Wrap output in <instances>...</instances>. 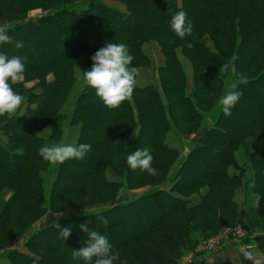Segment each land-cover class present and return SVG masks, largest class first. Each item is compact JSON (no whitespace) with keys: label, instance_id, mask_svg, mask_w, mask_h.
<instances>
[{"label":"trees","instance_id":"16d2710c","mask_svg":"<svg viewBox=\"0 0 264 264\" xmlns=\"http://www.w3.org/2000/svg\"><path fill=\"white\" fill-rule=\"evenodd\" d=\"M107 1L125 12L101 0H0V26L25 45L2 44L0 53L20 57L26 69L13 85L25 98L22 106L0 117V247L76 195L159 187L48 225L27 239L25 252H7L4 264H86L73 255L87 246L82 224L107 236L119 255L115 264H178L196 243L195 233L217 235L238 223L246 224L248 235L264 231V0ZM81 3L85 8L76 6ZM34 9L49 14L26 22ZM179 11L193 24L192 35L183 40L171 29ZM106 42L126 44L134 57L131 66L139 70L152 67L144 47L153 43L161 63L154 74L138 73L133 98L116 109L105 107L82 81L67 118L77 128L75 144H90L91 151L82 160L51 166L39 149L64 140L58 118L71 95L75 63L80 57L90 60ZM179 55L191 67L189 79ZM225 64L229 67L221 71ZM231 77V90L241 96L225 117L221 106L213 110ZM31 80L37 84L26 87ZM206 115L211 124L203 129ZM195 131L185 143L183 137ZM173 136L188 148L183 158ZM137 149L149 150L156 175L128 167L126 158ZM245 188L253 201L240 205L234 197ZM100 217L107 218L106 227ZM64 227H71L67 240L60 238Z\"/></svg>","mask_w":264,"mask_h":264},{"label":"clouds","instance_id":"9594fccd","mask_svg":"<svg viewBox=\"0 0 264 264\" xmlns=\"http://www.w3.org/2000/svg\"><path fill=\"white\" fill-rule=\"evenodd\" d=\"M171 29L180 38L191 36L193 24L188 21L187 13L177 12L171 19ZM12 44L16 49L25 47L23 41H18L8 35L6 26H0V45ZM189 48L192 44L189 42ZM90 70L82 73L87 86L94 89L96 96L108 109H116L125 101L133 98L137 86L139 68L132 67L134 57L129 54L124 43L106 42L92 57ZM229 66L223 65L221 71ZM24 61L18 56L9 57L0 53V117L14 114L23 104L24 97L14 90L13 85L18 83L25 73ZM235 87V86H233ZM241 93L229 90L220 97L219 105L225 117L232 115V109L239 101ZM91 151L90 144H71L63 141L51 146H42L39 155L52 165H60L71 159L82 160L86 153ZM153 156L148 149H137L126 158L128 167L132 170L140 169L150 175H156L157 170L152 167ZM124 189L118 190L122 195ZM261 197H257V204ZM99 223L106 227L108 220L100 217ZM81 231L87 232L89 239L87 246L73 250L74 257L82 258L86 264H115L119 255L112 252V245L104 234L90 231L87 224L80 225ZM71 235V227L60 230V238L67 240Z\"/></svg>","mask_w":264,"mask_h":264},{"label":"rangeland","instance_id":"374dc122","mask_svg":"<svg viewBox=\"0 0 264 264\" xmlns=\"http://www.w3.org/2000/svg\"><path fill=\"white\" fill-rule=\"evenodd\" d=\"M103 1V3H105L108 6H112L116 9H120L122 12H125L124 7L119 4L118 2H111V1H107V0H101ZM78 5V6H77ZM194 3L190 4V7H193ZM76 6L80 9L85 8L86 3H81V4H76ZM49 13H47V11H41L40 9H34L32 11H30L27 15V19L25 20L26 22L29 21H36L41 17H44L46 15H48ZM2 26H4V24H1ZM207 45H210L208 40H205ZM144 50L146 52V55L150 58L152 64L150 68L148 69H144V70H140L139 73L143 76L145 75H150L154 74V69L156 66L159 65V62L161 63V56H160V52L158 47L153 44H147L144 47ZM92 60V59H90ZM88 60L86 57H80L79 60L75 63V67H74V82L72 84V87L70 88V92L71 95L69 94L67 97V102H65V104L63 105L61 111H60V115L58 118V123L60 125V128L63 130V135L62 138L64 139L63 142L65 143H71V144H75V137L77 135V128L75 127H71L68 124V114L70 111V107L72 104V99L75 96L76 92L80 89V87L82 86L81 82L84 81L83 78V74L84 72H87L88 70H90L91 66H92V61ZM179 60L181 62V65L184 67V69L187 71V77L188 79L191 78L192 72H191V67L190 65L187 63V61L181 56L179 55ZM148 78V76H147ZM24 78H22L20 81H22ZM52 79V76H47L46 80L50 81ZM72 79V80H73ZM233 81V82H232ZM234 80L231 77L229 80L225 79L224 80V86H223V90L221 92V94L219 95V97L217 98V103H216V107H214V112H217L220 108L219 105V99L221 96H223L224 94H226L229 90L233 89L234 86ZM37 83L34 80L31 81H27L24 85L28 88H31L33 86H35ZM190 86V83H189ZM211 124V117L208 115H206L203 119V123H202V128H206ZM48 130V129H47ZM45 130H43L44 133ZM197 131L183 137V139L185 140V143L190 142L192 139H194L195 134ZM45 135L44 137H47V131H45ZM70 136V137H69ZM69 137V139L67 140V138ZM176 137L173 136L172 138V144L177 145L179 143L176 142ZM3 141V140H2ZM247 144L244 143V146ZM245 149L248 150V147L245 146ZM187 153V149H185V151H181V155H185ZM239 154H236V157L238 159ZM246 159V154L245 152L241 153V157H239V161L243 162ZM51 166H53L51 164ZM51 169H46V171L43 173V179H44V188L46 189V191L49 190L50 188V184H51ZM159 187L158 185L155 186H139V187H134L132 190H129L127 192H125L122 195H117V193L114 192H102L99 194L93 193V194H80V195H76L75 197L70 198V201H66L61 208L57 211V212H50L49 210L45 211V214L42 215L41 219L38 220L36 223H34L22 236L18 237L17 239L9 242V244L0 247V264H4V259H5V254L9 251H20V252H25V247H24V243H26L27 239L32 235L35 234L37 231H39L40 229H43L45 227H47L48 225H57L58 222L62 219H65L69 216H73V215H81L84 213H88V212H94L96 211V208L99 207H110L113 206L114 204L118 203V202H126V201H131L143 194L148 193L149 191H152L154 188ZM46 193V192H45ZM47 195V193H46ZM7 193H5L4 198H6ZM100 198V199H99ZM197 198V197H196ZM195 199V198H193ZM235 226V225H233ZM227 226H224L223 229H225ZM230 227V226H228ZM222 229V230H223ZM222 230L218 232L217 235H212V236H205L203 233H198V235L195 238L196 243L188 250L184 253V255L186 256H190L188 258L191 259L193 264H203V262H205V264H219L221 260H219L218 258V252L219 254H222L223 251L222 249L224 247L227 246V244H225L224 246H220L218 247L215 252H205L203 250L204 244L206 241L219 236L222 234ZM255 236L254 238H260L262 237L263 233H256L254 232ZM193 239V236H192ZM68 243V241H67ZM181 258V260L179 261L178 264H181V261L185 260L186 258L184 257ZM76 262V261H75ZM190 263V264H192Z\"/></svg>","mask_w":264,"mask_h":264},{"label":"crops","instance_id":"0c3cea01","mask_svg":"<svg viewBox=\"0 0 264 264\" xmlns=\"http://www.w3.org/2000/svg\"><path fill=\"white\" fill-rule=\"evenodd\" d=\"M183 141L185 142L184 139ZM174 147L179 148L181 151L187 149L188 152V148L186 146L182 147V144L174 145ZM185 155H181V157L183 158ZM229 172L234 174L235 170H229ZM196 199L197 198L193 199V201ZM234 200L240 205L245 201H248V203L253 201L250 199L247 188L236 191ZM250 231L251 233L248 237L249 239L251 238V242L249 243L245 242L243 239H229L224 242V245L227 244V246L222 249V254L218 252V258L221 260L219 264H264V231H259L257 229H252ZM254 232L263 233V236L255 239ZM197 235L198 233H195L193 237L196 238ZM184 257L188 258L190 256L184 255ZM203 264H205V262H203Z\"/></svg>","mask_w":264,"mask_h":264},{"label":"built area","instance_id":"2783aa9c","mask_svg":"<svg viewBox=\"0 0 264 264\" xmlns=\"http://www.w3.org/2000/svg\"><path fill=\"white\" fill-rule=\"evenodd\" d=\"M249 230L245 227V225L238 223L232 227H226L222 230V234L216 236L208 241L205 242L203 250L205 252H215V250L220 247L224 246V242L229 239H243L248 235ZM192 263L190 258H186L184 261H181V264H190Z\"/></svg>","mask_w":264,"mask_h":264}]
</instances>
